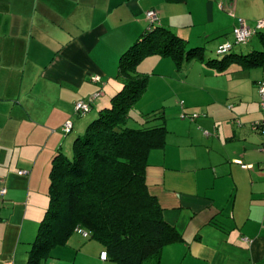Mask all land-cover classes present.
<instances>
[{
	"label": "crops",
	"instance_id": "0c3cea01",
	"mask_svg": "<svg viewBox=\"0 0 264 264\" xmlns=\"http://www.w3.org/2000/svg\"><path fill=\"white\" fill-rule=\"evenodd\" d=\"M150 11L206 54L235 43L239 19L251 28L264 20V0H0V264H30L52 161L63 149L70 157L71 135L84 129L75 105L102 93L93 116L122 87L120 59L149 31ZM232 54L221 69L194 60L179 68L159 55L138 67L149 75L146 93L163 85L158 102L175 99L196 115L168 128L166 146L149 156L150 192L181 237L160 264H264V134L253 129L264 118V29ZM103 252L74 232L38 264H118Z\"/></svg>",
	"mask_w": 264,
	"mask_h": 264
},
{
	"label": "trees",
	"instance_id": "16d2710c",
	"mask_svg": "<svg viewBox=\"0 0 264 264\" xmlns=\"http://www.w3.org/2000/svg\"><path fill=\"white\" fill-rule=\"evenodd\" d=\"M150 23L149 31L120 59L122 88L75 138L73 155L60 152L52 161L49 206L30 264L65 245L77 229L99 242L108 260L118 264H160L164 247L181 239L165 221L164 209L147 183L150 153L166 146L169 130L162 110L132 115L149 86V75L138 67L159 55L172 58L179 68L194 60L221 69L234 58V47L243 44L234 43L223 53L220 45L216 54L221 59H208L204 48L192 47L160 21ZM95 102L89 113L78 117L93 112ZM182 118L196 119L187 114Z\"/></svg>",
	"mask_w": 264,
	"mask_h": 264
},
{
	"label": "built area",
	"instance_id": "2783aa9c",
	"mask_svg": "<svg viewBox=\"0 0 264 264\" xmlns=\"http://www.w3.org/2000/svg\"><path fill=\"white\" fill-rule=\"evenodd\" d=\"M147 19L152 22H159L160 18L158 14L155 11H150L147 13ZM264 29V20L259 21L255 28H251L246 24V22L243 19H239V25L234 29V36H235V43L236 44H247L254 36L257 35L258 31ZM232 47V44H224L220 47L219 52L223 53L228 51ZM93 82L95 83H102V80L100 77H94ZM258 90L260 95V107L262 109L263 115H264V79L258 84ZM102 93L98 92L97 94L93 95L91 98H89L88 101H81L76 103L75 105V113L77 115L85 116L87 113H89L91 109V104L96 101ZM193 118H196V115L193 116ZM74 124L72 120H69L65 123L63 127V132L65 134H69L73 130ZM253 129L261 132L264 134V118L253 124ZM264 150V145H263ZM243 168H247L246 166H243ZM26 172H20L19 175H25ZM2 193H5V190L2 191ZM77 233L82 235L85 238H88L90 235L84 231L83 229H77ZM101 260L107 261L108 260V254L107 252H103L101 254ZM5 264H14L12 262H6Z\"/></svg>",
	"mask_w": 264,
	"mask_h": 264
},
{
	"label": "rangeland",
	"instance_id": "374dc122",
	"mask_svg": "<svg viewBox=\"0 0 264 264\" xmlns=\"http://www.w3.org/2000/svg\"><path fill=\"white\" fill-rule=\"evenodd\" d=\"M256 26V25H255ZM254 26V27H255ZM214 48V47H213ZM216 51H217V48L214 49V52L212 51H206V55L207 57L209 58V55L212 56L214 59H221V56H218L216 54ZM153 68V62H145L144 64H142V66L140 67L141 70H149L147 73L148 74H151V70ZM141 72V71H140ZM227 77H226V80L227 81ZM162 86V87H161ZM154 85L153 82L151 84V92H148V93H145L144 96L142 97V99L137 103V105L135 106V108L133 109V112H132V115L136 118L139 117V115H141V113H148V112H152L153 110H158V109H155L154 106L157 107H160L162 106L161 108L162 109H159V110H165L166 112V117H167V126L168 128H173L174 125H177L179 123V119H183L182 116H183V113L182 111L179 110V108H177V103H175V99L172 100V98H169V99H166L164 101H157V98H159L160 96H162L165 92V88L163 87V85ZM122 88V87H121ZM120 90V89H119ZM118 90V91H119ZM117 92V91H116ZM116 92L112 95L114 96L116 94ZM112 96L109 98V100H111ZM184 101H180V104L178 103V105H180L182 107V104H183ZM225 104V103H223ZM150 105L151 106V109L150 111H147L144 107L145 106H148ZM166 106V107H164ZM166 108V109H164ZM92 113V112H91ZM88 114L87 118H80L78 117V115H76L77 117L75 118V121L76 120H81V123L83 124L84 126V129H83V132L81 134H83L87 127H88V124H90L91 122L94 121V119L98 116L99 114V111H96L95 112V115L93 114V116H90L91 115ZM176 113L179 114L178 118L176 117ZM96 116V117H95ZM185 119V118H184ZM81 124V125H82ZM81 134H78V133H74L72 134V141H71V144L73 145V141H74V138H77L79 135ZM63 154H65L67 156V153L66 151L63 149ZM73 155V146H72V153H71V156Z\"/></svg>",
	"mask_w": 264,
	"mask_h": 264
}]
</instances>
